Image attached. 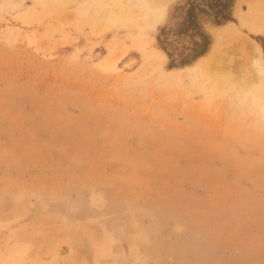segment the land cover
I'll return each instance as SVG.
<instances>
[{"label": "rangeland", "instance_id": "obj_1", "mask_svg": "<svg viewBox=\"0 0 264 264\" xmlns=\"http://www.w3.org/2000/svg\"><path fill=\"white\" fill-rule=\"evenodd\" d=\"M263 102L264 0H0V264H264Z\"/></svg>", "mask_w": 264, "mask_h": 264}, {"label": "bare ground", "instance_id": "obj_2", "mask_svg": "<svg viewBox=\"0 0 264 264\" xmlns=\"http://www.w3.org/2000/svg\"><path fill=\"white\" fill-rule=\"evenodd\" d=\"M234 13H236V17L243 24L244 23V17L242 15L241 11L239 10V8L236 9V12H234ZM188 39L189 38H187V37L186 38L185 37H181V38H179V39L176 40V44H177L176 45V48H177V51L178 52H179V50L182 51V54H181L182 57L188 56L190 54L189 48H191V46H190V42L191 41L189 42ZM173 42H174V40H173ZM196 42H199V39L198 38L196 39ZM181 46H182V49H180ZM257 73L258 74L262 73V69L259 68L258 71H257ZM263 108H264V102H263Z\"/></svg>", "mask_w": 264, "mask_h": 264}]
</instances>
